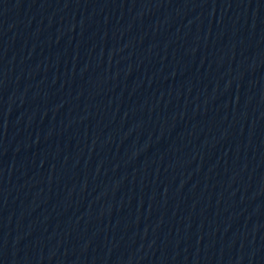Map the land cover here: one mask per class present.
<instances>
[{
  "label": "water",
  "instance_id": "1",
  "mask_svg": "<svg viewBox=\"0 0 264 264\" xmlns=\"http://www.w3.org/2000/svg\"><path fill=\"white\" fill-rule=\"evenodd\" d=\"M243 0H0V226L68 147Z\"/></svg>",
  "mask_w": 264,
  "mask_h": 264
}]
</instances>
